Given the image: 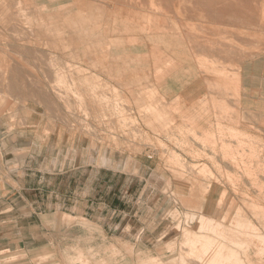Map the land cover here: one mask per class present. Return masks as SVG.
I'll list each match as a JSON object with an SVG mask.
<instances>
[{"label":"rangeland","instance_id":"1","mask_svg":"<svg viewBox=\"0 0 264 264\" xmlns=\"http://www.w3.org/2000/svg\"><path fill=\"white\" fill-rule=\"evenodd\" d=\"M261 57L264 0H0V264H264Z\"/></svg>","mask_w":264,"mask_h":264},{"label":"crops","instance_id":"2","mask_svg":"<svg viewBox=\"0 0 264 264\" xmlns=\"http://www.w3.org/2000/svg\"><path fill=\"white\" fill-rule=\"evenodd\" d=\"M203 52L206 51V47L201 45L198 46ZM240 76L243 80L244 94H243V105L246 109L253 111L257 106H264V57L260 59H255L251 61H246L243 65V69L240 72ZM200 79L194 76V73L185 70L181 72H172L166 79V83L170 85H175L176 83H181L176 89L178 91H184L187 93V97H196L195 95H200L199 92L202 85H199ZM170 94L177 92L173 86H168ZM198 97V96H197Z\"/></svg>","mask_w":264,"mask_h":264},{"label":"bare ground","instance_id":"3","mask_svg":"<svg viewBox=\"0 0 264 264\" xmlns=\"http://www.w3.org/2000/svg\"><path fill=\"white\" fill-rule=\"evenodd\" d=\"M199 229H203V228H207L211 223H212V221L209 219V218H206V217H203L202 219H199ZM237 226V225H236ZM239 227V226H238ZM237 227V228H238ZM239 229H241V228H239ZM238 229V230H239ZM237 230V229H236ZM237 230V231H238ZM243 230V229H242ZM239 231H241V230H239ZM232 233V232H231ZM248 232H246V233H243L242 232V234H247ZM185 234H186V232H185ZM184 234V235H185ZM192 234V233H191ZM190 234V235H191ZM229 234L230 233H228L227 235H228V237H230L229 236ZM241 234V235H242ZM239 235H240V233H239ZM189 236V235H188ZM235 236H238V235H235ZM246 236V235H245ZM244 236V237H245ZM248 236V235H247ZM245 237V238H248V237ZM231 237H233V236H231ZM230 237V238H231ZM239 237V236H238ZM242 237H243V235H242ZM241 236H240V238H242ZM189 238V237H188ZM240 238H236V239H239L240 240ZM225 239V238H224ZM231 239H234V237L233 238H231ZM231 239H230V241H231ZM187 240H190V239H187ZM192 242L193 243H198V242H205V240L206 239H204L203 238V236H199L198 234H196V233H193L192 234ZM191 240H190V242H191ZM228 240V239H227ZM241 240H243V239H241ZM221 241H224V240H221ZM246 241V240H245ZM184 242H186V241H184ZM241 242V241H240ZM240 242H239V244H240ZM243 242V241H242ZM207 243H211L209 240H208V242ZM220 243V242H219ZM224 243V242H223ZM232 243V242H231ZM246 243V242H245ZM237 244H238V242H237ZM220 244H218V246L216 247V248H214V249H212V250H206V251H203L201 254H198V258H203L204 257V255H206V257H207V255H208V264H229L230 263V261H231V257H232V255L234 254L233 253V251H230V252H232V253H230V252H228V253H223V249L221 248V245L219 246ZM225 247V246H224ZM226 250V249H225ZM226 251H229V249H227ZM239 253V252H238ZM236 256V255H235ZM235 256H233V257H235ZM237 256H238V254H237ZM235 257L236 258V262L238 261L239 262V264H240V262H241V260L239 259L238 260V257ZM182 258V257H181ZM181 260V259H180ZM235 262V261H234ZM238 262H237V264H238ZM233 264V263H232ZM236 264V263H235ZM241 264H242V262H241Z\"/></svg>","mask_w":264,"mask_h":264}]
</instances>
